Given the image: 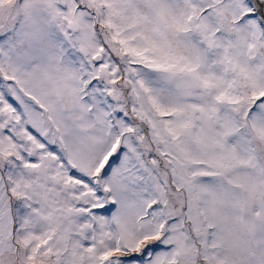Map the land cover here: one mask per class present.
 I'll return each instance as SVG.
<instances>
[{
    "label": "snow or ice",
    "instance_id": "6c2138e0",
    "mask_svg": "<svg viewBox=\"0 0 264 264\" xmlns=\"http://www.w3.org/2000/svg\"><path fill=\"white\" fill-rule=\"evenodd\" d=\"M0 264H264V0H0Z\"/></svg>",
    "mask_w": 264,
    "mask_h": 264
}]
</instances>
